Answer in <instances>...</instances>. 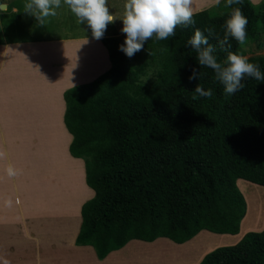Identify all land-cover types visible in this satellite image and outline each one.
<instances>
[{
	"label": "trees",
	"instance_id": "16d2710c",
	"mask_svg": "<svg viewBox=\"0 0 264 264\" xmlns=\"http://www.w3.org/2000/svg\"><path fill=\"white\" fill-rule=\"evenodd\" d=\"M258 6H232L248 20L246 42L264 37V4ZM232 8L220 16L195 13L194 24L178 25L167 40L153 37L132 58L120 51L125 38L102 39L111 68L64 92L69 153L84 161L95 193L81 206L75 244L91 246L99 260L131 240L183 244L202 230L241 231L247 202L236 182L264 187V80L246 76L244 87L228 95L187 45L199 29L218 62L240 54L234 38L223 48L218 43ZM248 60L264 74V56ZM145 69L153 78L142 84ZM193 69L200 79H189ZM199 84L211 98H192ZM199 264H264V230L214 249Z\"/></svg>",
	"mask_w": 264,
	"mask_h": 264
},
{
	"label": "crops",
	"instance_id": "0c3cea01",
	"mask_svg": "<svg viewBox=\"0 0 264 264\" xmlns=\"http://www.w3.org/2000/svg\"><path fill=\"white\" fill-rule=\"evenodd\" d=\"M250 1L253 5L263 2V0ZM25 2L26 0H20V4L18 3L19 7L10 9L15 13H17V10L24 11ZM115 2L119 3L121 8L124 9L127 0H108L107 4H117ZM62 3L63 0H61V8L56 10L57 15L48 17L43 25L39 24L35 17L28 16L27 24H37L34 32L28 33L32 35L31 38H24L19 35L8 37L5 25L2 24L1 20L4 11L8 9V5H5L4 10H2L1 6L4 5L0 4V135H2L0 137V167L7 166V168H10L8 165H16L18 160L31 158L34 154L31 151L35 149L33 148L34 145H30L29 138L33 136L38 140V137H40L38 136L39 127H45L50 133L46 132L49 135L44 137L48 136L51 141L47 146L48 151L46 150V155H49V161H46L47 165H43L41 168L47 169L48 183L53 182V179L55 180L56 171L58 170L60 180L68 178L67 182L72 187L67 189L64 186V191L69 192V195H73V201L76 202L79 193L76 190L77 188H75L76 186L71 183H74L76 179L75 172H78L82 189L85 188L89 192L88 197L83 199L78 207L79 219L76 223L72 220L74 214L70 215V212L69 214L63 212L62 214L61 212L62 215L58 219L60 225L57 226L59 228H57V231L61 238L60 241L54 242L53 246H56L54 250L60 251L62 255H60V258L55 252L49 255L47 257L49 264H58V260L59 264H171L168 260H165V257L148 262V257L137 254V252H142L159 241L168 242L174 246H184L202 233L227 237L241 234L240 230L236 235L214 234L202 230L183 244H176L167 238H157L153 242L131 240L123 248L109 253L102 260L97 258L91 246H76L75 240L81 224V206L92 199L95 193L86 185L84 161L79 158H73L69 153L72 136L64 124L66 106L63 94L74 86L91 83L107 72L111 68V63L107 49L103 46L100 39L97 40L93 37L91 31H83L81 35L69 37L68 30L62 28L61 22L69 19L77 20V17L69 8L66 11L63 10ZM222 6H225V0H219V3H217V0H193L192 3L193 14L201 11H211V9ZM92 40H96L106 52L108 68L96 74L91 80L72 82L75 78L78 80L82 75L91 73L95 66V62L91 60L95 58L90 57ZM84 50L87 52L86 55ZM55 116H57L59 121L53 123L52 120ZM60 132H63L65 137V151L61 150V152H63V155L66 152L73 160L80 163V165L74 166L70 171L65 169L61 172V169L58 168L62 163L58 154ZM1 138L10 141L9 145L3 147ZM63 158L66 157L63 156ZM52 172L53 179L50 176ZM69 184H66V186H69ZM73 223L75 225H71ZM70 228L72 229L71 231ZM246 233H243L235 243L221 245L217 248L235 245ZM205 255L200 258L198 264Z\"/></svg>",
	"mask_w": 264,
	"mask_h": 264
},
{
	"label": "rangeland",
	"instance_id": "374dc122",
	"mask_svg": "<svg viewBox=\"0 0 264 264\" xmlns=\"http://www.w3.org/2000/svg\"><path fill=\"white\" fill-rule=\"evenodd\" d=\"M19 2L20 0H0V4L4 5L1 6L2 10H4L5 5H8V9L4 11L1 17L2 24L5 25L8 37L19 35L24 38H31L32 35L28 33H33L37 24H27V18L30 15L24 11L17 10V13H15L11 10L19 7ZM263 4L261 1L255 6L260 5L258 7L262 9ZM62 5L63 10H68L66 5L63 3ZM107 6L110 9V14L114 15L117 20L114 24L107 26L104 36L100 39L101 43L102 39L107 38L126 39V34L122 33V19L125 8H121L119 3L107 4ZM224 12H226L225 6L216 7L211 9L210 15L220 16ZM61 24L62 28L68 30L69 37L81 35L83 31H91L92 34V30L87 23L81 24L78 19L65 20ZM92 41L90 57L95 58L91 59L95 62V66L91 73L82 75L78 80L75 78L72 82L91 80L96 74L108 68L106 52L96 40ZM84 53L85 55L87 54L85 50ZM240 55L248 58L264 56V37L259 38L257 41H247L241 47ZM145 70L146 74L141 75L139 78L142 84L153 78L151 69ZM56 121H59L57 116L53 118L52 122ZM46 132L50 133L47 128L40 126L38 129V136H40L38 140L33 136L29 138L30 145H34L33 148L35 149L31 151L34 153L31 158L18 160L16 165H8L10 168H7V166L0 167V264H49L47 257L54 252L60 258L62 253L54 250L56 246H53V243L60 241L61 238L57 231V226L60 225L59 216L63 212L66 214L70 212V215L74 214L72 220L76 223L79 219L78 207L81 201L88 197L89 192L85 188L82 189L83 187L80 185L78 172H75L76 179L74 183H71L76 186L75 188H77L76 190L79 193L76 202L73 201V195H69V192L63 189L64 186L67 189L68 187L72 188L67 182L68 178L60 180L57 169L55 180L53 179V172L52 175L49 173L53 182L48 183L47 169L41 168V166L47 165L46 161H49V155H46V150L48 151L47 146L51 138L48 139V136L44 137L49 135ZM59 134L60 149L58 154L62 163L58 168L61 169V172L65 169L70 171L74 166L80 165V163L73 160L66 152L63 155L61 150L65 148V137L63 132ZM9 143L10 141L1 138L3 147L8 146ZM63 156L66 158H63ZM66 184H69V186H66ZM236 184L247 202V213L241 223V234L227 237L202 233L184 246H174L168 242L159 241L154 246L144 249L145 252H137V254L148 257V262L165 257V260H168L171 264H198L203 255L213 251L218 246L235 243L243 233L261 232L264 230V187L243 180L237 181ZM74 223L71 225H75ZM57 263L59 264V260Z\"/></svg>",
	"mask_w": 264,
	"mask_h": 264
},
{
	"label": "clouds",
	"instance_id": "9594fccd",
	"mask_svg": "<svg viewBox=\"0 0 264 264\" xmlns=\"http://www.w3.org/2000/svg\"><path fill=\"white\" fill-rule=\"evenodd\" d=\"M108 0H63L70 11L77 17L81 24L87 23L95 39H101L109 24L117 19L110 14L107 6ZM193 0H127L123 16L122 33L126 34L124 44L120 51L132 58L137 52L143 50L145 42L155 37L157 40H167L175 35L178 25L188 26L194 24ZM219 3V0H217ZM242 0H226L225 7L232 8L234 4H241ZM61 8V0H26L24 12L35 17L43 25L48 17L57 15L56 10ZM248 20L240 7L232 8L230 18L226 21V31L223 40L218 39L221 48L228 43L229 37L234 38L243 47L246 44V28ZM209 35L214 34V29H208ZM187 45L197 53V61L201 67L214 71V79L225 86V92L232 95L242 89L244 78L251 77L264 80V74L259 66L250 63L248 57L228 52L226 60L221 63L213 54L214 48L209 44L207 37L197 29L194 36L187 41ZM150 54V53H149ZM203 75L193 69L190 80ZM193 99L198 97L211 98L213 92L207 91L199 84L193 92ZM198 94V95H197Z\"/></svg>",
	"mask_w": 264,
	"mask_h": 264
}]
</instances>
